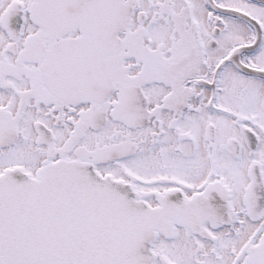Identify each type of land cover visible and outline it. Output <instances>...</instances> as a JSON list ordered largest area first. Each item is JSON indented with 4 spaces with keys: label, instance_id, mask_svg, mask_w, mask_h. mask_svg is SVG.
Masks as SVG:
<instances>
[{
    "label": "snow or ice",
    "instance_id": "6c2138e0",
    "mask_svg": "<svg viewBox=\"0 0 264 264\" xmlns=\"http://www.w3.org/2000/svg\"><path fill=\"white\" fill-rule=\"evenodd\" d=\"M0 264H264V0H0Z\"/></svg>",
    "mask_w": 264,
    "mask_h": 264
}]
</instances>
